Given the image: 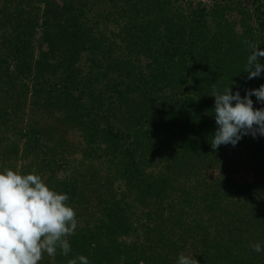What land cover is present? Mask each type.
Returning <instances> with one entry per match:
<instances>
[{
    "label": "trees",
    "instance_id": "trees-1",
    "mask_svg": "<svg viewBox=\"0 0 264 264\" xmlns=\"http://www.w3.org/2000/svg\"><path fill=\"white\" fill-rule=\"evenodd\" d=\"M251 44L264 49V0H0V173L36 171L69 196L77 228L54 264H264L250 247L264 248V136L236 144L256 183L232 178L231 144H210L213 89L264 84L243 71ZM56 113L82 139L73 166L40 123ZM146 201L159 216L143 219Z\"/></svg>",
    "mask_w": 264,
    "mask_h": 264
},
{
    "label": "clouds",
    "instance_id": "clouds-1",
    "mask_svg": "<svg viewBox=\"0 0 264 264\" xmlns=\"http://www.w3.org/2000/svg\"><path fill=\"white\" fill-rule=\"evenodd\" d=\"M248 44V41H243ZM243 71L247 79L260 77L264 64V49L250 45ZM214 117L218 126L211 140L215 151L221 145L235 146L243 135L264 136V108L254 109L250 97L264 104V84L258 89H246L241 97L233 93L230 85L223 91L213 89ZM234 102V103H233ZM255 126V127H254ZM67 194L50 190L39 175L17 174L13 170L0 173V264H38L42 254L54 257L59 248L67 256L71 246L65 237L74 234L77 228L76 213L66 205ZM253 251H264L261 244H251ZM68 264H89L87 257L80 255ZM177 264H198L192 256L179 255Z\"/></svg>",
    "mask_w": 264,
    "mask_h": 264
},
{
    "label": "rangeland",
    "instance_id": "rangeland-1",
    "mask_svg": "<svg viewBox=\"0 0 264 264\" xmlns=\"http://www.w3.org/2000/svg\"><path fill=\"white\" fill-rule=\"evenodd\" d=\"M59 115H60L59 113H56V114L44 115V118L39 117L40 123L42 124V126L48 127V129L51 130V131H47V136L51 140H55L57 141V143H59V145L64 146V152L68 156L69 162L76 161L74 164H71V166H73L78 161L81 160L80 150H81L82 139H81L79 132L75 129L74 124L61 119L60 117H58ZM227 148L228 150H227L226 158L229 160V162L227 161V164L234 166L233 168L234 170H232L231 172V176L234 179V181L256 183L254 182V173L251 167V163H249L250 159H249L248 150L246 149V147L238 146V145H235V146L230 145ZM20 164L21 162L18 161L17 166H19ZM162 165L163 163L160 162L158 167H155L152 169L150 168L148 172H152V173L161 172L163 171ZM17 171L19 173V169ZM59 171H60L59 177L62 178L65 172H63V169H59ZM35 172L36 171H32L31 174L39 175L40 178H42L41 179L42 182H44L46 186L49 187L50 190H53L55 192L59 191V188H58L59 186H56V183L52 181L53 179L51 180L50 176H46L45 174H41V173L37 174V172L36 173ZM166 176L167 174L165 173L164 177ZM223 176H224L223 170L219 167L218 164L211 166L206 173V179H208V181L213 182V183L214 182L217 183L218 181L222 180ZM159 178L161 179V177H158V179ZM171 194L176 201H181L184 198V197H181V195L178 193L173 192ZM141 202H143V199L141 200ZM138 207L140 209L139 212L144 217L143 219H152L153 216L156 218L157 216L160 215V214L159 215L153 214V216L149 218L147 217L148 215L145 216L144 213L145 212L148 213L150 209L147 204V201H146V205L142 206V204H138ZM206 217H207L206 214H204L205 219H207ZM166 230H170L172 232L175 241L176 240L179 241L180 237H182L183 239L186 238V235L181 231L180 228H177L176 226H173L172 228L168 226ZM212 234H213V231H212ZM195 237L197 241L198 240L201 241L200 234ZM47 259H49L48 260L49 262H47ZM47 259H41L38 262V264H48L50 263V260L52 261V263L50 264H54L53 257L48 256ZM139 264H142V263L140 262Z\"/></svg>",
    "mask_w": 264,
    "mask_h": 264
}]
</instances>
